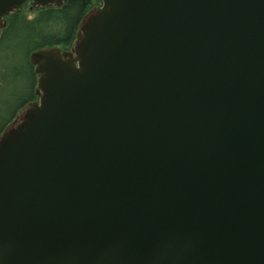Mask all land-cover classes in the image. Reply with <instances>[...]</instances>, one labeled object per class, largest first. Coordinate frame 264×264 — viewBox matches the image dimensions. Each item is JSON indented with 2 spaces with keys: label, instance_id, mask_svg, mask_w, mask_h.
Wrapping results in <instances>:
<instances>
[{
  "label": "water",
  "instance_id": "95a60500",
  "mask_svg": "<svg viewBox=\"0 0 264 264\" xmlns=\"http://www.w3.org/2000/svg\"><path fill=\"white\" fill-rule=\"evenodd\" d=\"M30 56L0 264H264V0H101Z\"/></svg>",
  "mask_w": 264,
  "mask_h": 264
},
{
  "label": "trees",
  "instance_id": "16d2710c",
  "mask_svg": "<svg viewBox=\"0 0 264 264\" xmlns=\"http://www.w3.org/2000/svg\"><path fill=\"white\" fill-rule=\"evenodd\" d=\"M25 3L6 16L0 31V134L24 106L38 98V73L31 53L45 46L71 45L93 0L41 6L33 14Z\"/></svg>",
  "mask_w": 264,
  "mask_h": 264
},
{
  "label": "rangeland",
  "instance_id": "374dc122",
  "mask_svg": "<svg viewBox=\"0 0 264 264\" xmlns=\"http://www.w3.org/2000/svg\"><path fill=\"white\" fill-rule=\"evenodd\" d=\"M101 3V1L100 0H93V4L91 5V7L89 8V9H92V8H94V7H96V6H98L99 4ZM25 8L28 10V12L30 13V14H33L34 12H35V9L37 8L35 5H33L32 4V2L30 1V0H28V1H26V3H25ZM88 9V10H89ZM87 13V12H86ZM78 29H79V27H78ZM77 32H78V30H77ZM76 38V37H75ZM74 43V42H73ZM73 43L71 44V45H69L68 47H62L63 49H67V48H70L72 45H73ZM20 112V111H19Z\"/></svg>",
  "mask_w": 264,
  "mask_h": 264
}]
</instances>
